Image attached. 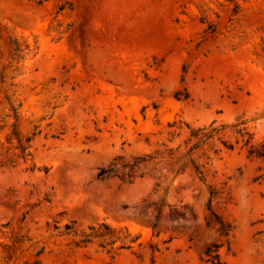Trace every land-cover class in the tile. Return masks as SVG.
I'll return each instance as SVG.
<instances>
[{
	"label": "rangeland",
	"instance_id": "rangeland-1",
	"mask_svg": "<svg viewBox=\"0 0 264 264\" xmlns=\"http://www.w3.org/2000/svg\"><path fill=\"white\" fill-rule=\"evenodd\" d=\"M239 122L264 142V0H0V264H264Z\"/></svg>",
	"mask_w": 264,
	"mask_h": 264
},
{
	"label": "trees",
	"instance_id": "trees-1",
	"mask_svg": "<svg viewBox=\"0 0 264 264\" xmlns=\"http://www.w3.org/2000/svg\"><path fill=\"white\" fill-rule=\"evenodd\" d=\"M16 51H21L19 47L15 49ZM2 78H4V73L2 74ZM180 94L177 93V96ZM189 96L186 93L184 96L185 99H187ZM229 126L227 125H222L220 127H214L211 125L210 130L206 132V128L204 129H199L195 132H193V135L199 139V142L196 143L190 151L198 148L201 144H204L206 141L209 139L213 138L215 135L220 134L223 132L226 128ZM234 133L239 135L241 138V141L243 142V146L248 148V157L252 159H256L262 163V170L264 172V142L260 143H254L253 142V136L249 132L248 128L245 126L244 122H239L235 125L231 126ZM239 143V140L237 141ZM225 145L227 146L228 149H234V146L232 144H228L225 142ZM145 161V158H139L138 162ZM196 170L198 173L202 174V172L199 170V167L196 166ZM112 172L111 170H106V169H101V171L98 174V178L100 179H105L109 176V174ZM214 216H216L218 224L220 226V232L222 236H225L226 238L229 237L231 231H232V226L229 223H226L220 216H218L215 212H212ZM221 245L216 244L212 248H209L205 252V263L206 264H225L223 260L221 259V255L219 252Z\"/></svg>",
	"mask_w": 264,
	"mask_h": 264
}]
</instances>
